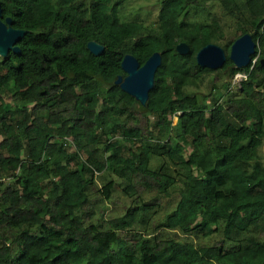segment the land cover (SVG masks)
<instances>
[{"label":"trees","instance_id":"trees-1","mask_svg":"<svg viewBox=\"0 0 264 264\" xmlns=\"http://www.w3.org/2000/svg\"><path fill=\"white\" fill-rule=\"evenodd\" d=\"M127 1L0 0L28 30L0 56V264H264V0H219L222 17L208 0H160L150 24L123 19ZM244 33L254 63L197 62ZM156 51L142 105L115 80L126 54L144 64ZM117 198L125 212L106 217Z\"/></svg>","mask_w":264,"mask_h":264},{"label":"water","instance_id":"water-1","mask_svg":"<svg viewBox=\"0 0 264 264\" xmlns=\"http://www.w3.org/2000/svg\"><path fill=\"white\" fill-rule=\"evenodd\" d=\"M3 8L0 2V56H8L10 51L21 52L18 42L28 33V30L15 28L11 17L2 18ZM88 49L100 55L104 51V45L95 40L87 44ZM177 51L181 54L188 53L190 47L186 42L177 44ZM256 51V43L251 34L245 33L239 37L232 45L230 58L238 67L246 66L250 63L251 55ZM227 59L225 49L216 43H208L197 53V61L204 67L217 69L222 67ZM162 61L161 53L154 52L146 62L141 65L138 58L133 54H126L122 60V68L127 73L126 76L119 75L116 83L133 96L142 105H147L150 97V90L155 84V74ZM264 64V58L261 59Z\"/></svg>","mask_w":264,"mask_h":264},{"label":"rangeland","instance_id":"rangeland-1","mask_svg":"<svg viewBox=\"0 0 264 264\" xmlns=\"http://www.w3.org/2000/svg\"><path fill=\"white\" fill-rule=\"evenodd\" d=\"M208 2L214 4L213 9L214 11H217V14L222 17L221 14V9H220V3L219 0H208ZM160 0H129L127 1L122 9H121V14L123 19H128V20H140L143 21L146 24H150L153 22L159 13L160 9ZM210 77L207 76L205 79V83L207 82L208 78ZM236 82L238 81L237 78H235ZM204 85L201 88V91H204ZM240 89V84H235L233 90L238 91ZM9 99V98H8ZM174 124L177 123V118H174L173 121ZM260 153L264 159V144L260 149ZM98 184L101 186L103 185V181L98 178ZM123 186L120 184L117 185L115 189V195H117L122 203H129L130 200L128 197H126L123 192ZM179 191L171 192L169 196H162L161 197V205L162 207L159 208L158 213H157V218L163 220V218L170 213L173 208L175 207L177 200L179 199ZM112 201H105L102 203L105 205L106 210H105V216H109L112 214H123L125 212V209L122 206V203L116 202L117 199H115V202ZM171 236H175L176 238H188V239H194L196 243H212L213 239H207L204 238L203 240L197 239L195 236L192 237H185L181 232L179 231H172Z\"/></svg>","mask_w":264,"mask_h":264},{"label":"clouds","instance_id":"clouds-1","mask_svg":"<svg viewBox=\"0 0 264 264\" xmlns=\"http://www.w3.org/2000/svg\"><path fill=\"white\" fill-rule=\"evenodd\" d=\"M245 34V33H244ZM250 34V33H249ZM243 35V34H242ZM242 35H240L239 37H241ZM252 36V35H251ZM238 37V38H239ZM237 38V39H238ZM253 38V37H252ZM236 39V40H237ZM235 40V41H236ZM254 40V39H253ZM96 41V40H95ZM234 41V42H235ZM181 42H185V41H181ZM233 42V43H234ZM254 42L256 43V51H257V49H258V41H255L254 40ZM99 43V42H98ZM180 43V42H179ZM187 43V42H186ZM210 43H214V42H210ZM101 44V43H100ZM188 44V43H187ZM216 44H218V43H216ZM103 45V44H102ZM189 45V44H188ZM207 45V44H206ZM218 45H220V44H218ZM233 45V44H232ZM221 47H223L222 45H220ZM190 47V46H189ZM104 48H105V46H104ZM176 48H177V45H176ZM203 48V47H202ZM224 48V47H223ZM231 48H232V46H231ZM225 49V48H224ZM256 51H255V53H256ZM159 52V51H158ZM225 52H226V54H227V58H228V55H229V57H230V52H231V49H230V51H229V53H227V51H226V49H225ZM128 54H130V53H128ZM162 56V55H161ZM196 57H197V55H196ZM257 57L258 56H256L254 59L252 58V55H251V59H253L252 61H253V63L257 60ZM231 59V58H230ZM227 60V59H226ZM251 61V60H250ZM162 62V61H161ZM198 62V61H197ZM235 63V62H234ZM122 64V63H121ZM141 64V63H140ZM141 65H143V64H141ZM202 66V65H201ZM235 66L236 67H238L237 65H236V63H235ZM127 74V73H126ZM123 76V75H122ZM126 76V75H125ZM248 77V74L246 73V72H238L237 74H235L234 75V77H233V79H232V87L234 88V85L235 84H240V82L243 80V79H246ZM235 78H237L238 79V81L236 82V80H235ZM117 80V79H116ZM116 80H115V83H116ZM118 84V83H117ZM120 85V84H119ZM240 88H241V85H240ZM9 183H10V181H9Z\"/></svg>","mask_w":264,"mask_h":264},{"label":"built area","instance_id":"built-area-1","mask_svg":"<svg viewBox=\"0 0 264 264\" xmlns=\"http://www.w3.org/2000/svg\"><path fill=\"white\" fill-rule=\"evenodd\" d=\"M10 181V177H7L5 174H3L2 177H0V185L3 183V182H8L9 183Z\"/></svg>","mask_w":264,"mask_h":264}]
</instances>
